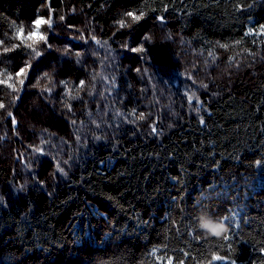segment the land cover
Masks as SVG:
<instances>
[{
  "label": "trees",
  "instance_id": "obj_1",
  "mask_svg": "<svg viewBox=\"0 0 264 264\" xmlns=\"http://www.w3.org/2000/svg\"><path fill=\"white\" fill-rule=\"evenodd\" d=\"M0 41V264H264V0H0Z\"/></svg>",
  "mask_w": 264,
  "mask_h": 264
},
{
  "label": "snow or ice",
  "instance_id": "obj_2",
  "mask_svg": "<svg viewBox=\"0 0 264 264\" xmlns=\"http://www.w3.org/2000/svg\"><path fill=\"white\" fill-rule=\"evenodd\" d=\"M165 10H166V6H165ZM144 12L141 10L139 11V14H137V11L136 10H131V11H128L124 14V17L119 19L118 21H116L115 23L118 25V30L119 29H123V28H126V27H130V24H129V21H128V18L131 19V22H140L141 20L144 19ZM159 20L163 21V16H158L157 17ZM61 19H63V17H61ZM34 30H31L29 31V33L27 34V36H25V33H24V29L23 27H21L19 30H18V36L17 38L20 39L22 42H25L27 47L32 49V52L35 56H39L41 55L40 51L36 48V45H38L40 42H44L46 45H47V40H48V37L45 33L41 32V26L42 25H48L49 28H51V25H52V20H51V17H49L48 19H44V18H38L36 19L34 22ZM145 37H142L141 39L143 40ZM93 39H95V37H93ZM0 43H2V41H0ZM48 47H51L50 45H47ZM224 47H227V45H224ZM5 51H9V49H5ZM131 53H140V52H143L145 51V49L140 46V47H133L130 49ZM27 67H31V65H28ZM25 68H21L18 72H17V77H20V76H24L25 75ZM11 79V77H9V80ZM0 83H3V81H0ZM19 83L21 85L24 84V80L23 79H20L19 80ZM83 84V81H81V85ZM14 87V85H13ZM0 107H3L2 104H0ZM141 118H142V115H141ZM201 123H203V120L201 119ZM156 129L155 127H153V132H155ZM259 163V162H257ZM59 171L61 173H63V169L60 168ZM225 239H227V237H225ZM187 255V254H185ZM217 261H221V260H217ZM168 264H172V261L169 260L168 261Z\"/></svg>",
  "mask_w": 264,
  "mask_h": 264
},
{
  "label": "clouds",
  "instance_id": "obj_3",
  "mask_svg": "<svg viewBox=\"0 0 264 264\" xmlns=\"http://www.w3.org/2000/svg\"><path fill=\"white\" fill-rule=\"evenodd\" d=\"M201 227L204 228L211 235H216L224 231V227L222 225L215 223L205 222L201 225ZM218 259L222 260V257L219 254L214 253L212 255V260L209 261L208 264H212V262L217 261ZM232 264H235V261H233Z\"/></svg>",
  "mask_w": 264,
  "mask_h": 264
}]
</instances>
